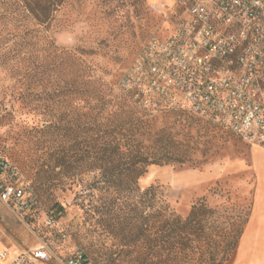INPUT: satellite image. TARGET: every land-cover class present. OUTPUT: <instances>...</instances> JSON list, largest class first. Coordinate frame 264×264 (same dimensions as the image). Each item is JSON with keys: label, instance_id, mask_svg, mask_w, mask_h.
<instances>
[{"label": "trees", "instance_id": "16d2710c", "mask_svg": "<svg viewBox=\"0 0 264 264\" xmlns=\"http://www.w3.org/2000/svg\"><path fill=\"white\" fill-rule=\"evenodd\" d=\"M66 5L68 0H0V64L16 76L14 99L25 104L27 114L44 118L42 128L30 130L36 135L31 142L43 156L42 176H37L30 193L40 195L50 187L46 183L58 177L66 189H76L75 202L90 221V231H127L133 241L128 252L134 253L138 264L167 260L190 264L195 250L213 243L204 230L213 211L194 205L181 219L157 187L142 189L139 180L150 166H194L192 147L172 135L169 127L156 128L152 112L130 96L119 89H103L101 78L83 59L86 53L55 45L51 34L58 29L57 15ZM67 59L75 77L72 105L65 100L69 89H57L58 73ZM40 102L45 105L40 107ZM2 179L11 181L6 174ZM51 210L64 213L59 203ZM151 231L155 239L149 237ZM242 231L236 238L226 237L223 261ZM99 257H105V264H114L105 251H99Z\"/></svg>", "mask_w": 264, "mask_h": 264}, {"label": "rangeland", "instance_id": "374dc122", "mask_svg": "<svg viewBox=\"0 0 264 264\" xmlns=\"http://www.w3.org/2000/svg\"><path fill=\"white\" fill-rule=\"evenodd\" d=\"M160 3L168 0H68V5L57 15L59 27L51 37L59 49L86 53L83 59L94 69L95 77L101 78L103 89L117 92L121 89L120 81L146 42L169 32L172 18L151 9ZM15 77L6 65L0 64V156L18 171L21 181L29 183L32 192L37 176H42L39 167L43 156L42 150L33 146L34 132L30 130L42 128L44 118L27 114L25 104L14 99ZM74 81L73 65L67 59L58 73L57 89H69L65 98L69 105H72ZM151 112L156 128L169 127L172 135L192 147L194 166H150L139 186L157 187L169 208L181 219L194 205L202 204L212 210L204 230L213 243L202 244L195 250L190 264L218 261L232 264L238 242L223 261L226 237L236 238L249 214L255 183L251 162L255 147L186 111ZM59 181L58 177L49 180L46 185L50 183V187L40 195L31 193L33 204L25 215L14 214L0 201V251H28L45 244L60 259L82 251L93 264H105V257H99V251H105L111 254L114 264H138L133 260L134 253L128 252L133 241L127 231H90V221L76 205V189L68 190ZM54 203L61 204L64 213L54 214L51 210ZM149 235L156 238L155 231ZM46 264L58 263L53 258ZM165 264L170 262L167 260Z\"/></svg>", "mask_w": 264, "mask_h": 264}, {"label": "built area", "instance_id": "2783aa9c", "mask_svg": "<svg viewBox=\"0 0 264 264\" xmlns=\"http://www.w3.org/2000/svg\"><path fill=\"white\" fill-rule=\"evenodd\" d=\"M151 9L172 18L169 32L146 42L119 90L144 109L186 111L264 150V0H168ZM20 179L0 156V201L18 216L33 204L29 183ZM53 258L90 264L82 251L60 259L45 244L12 256L0 252L2 264Z\"/></svg>", "mask_w": 264, "mask_h": 264}, {"label": "crops", "instance_id": "0c3cea01", "mask_svg": "<svg viewBox=\"0 0 264 264\" xmlns=\"http://www.w3.org/2000/svg\"><path fill=\"white\" fill-rule=\"evenodd\" d=\"M251 162L255 175L251 205L232 264H264V150L255 147ZM5 252L10 256L18 253Z\"/></svg>", "mask_w": 264, "mask_h": 264}]
</instances>
